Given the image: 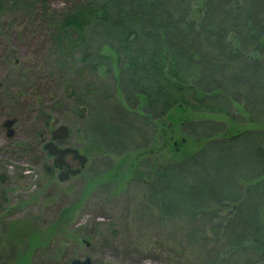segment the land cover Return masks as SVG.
<instances>
[{"label":"rangeland","instance_id":"374dc122","mask_svg":"<svg viewBox=\"0 0 264 264\" xmlns=\"http://www.w3.org/2000/svg\"><path fill=\"white\" fill-rule=\"evenodd\" d=\"M76 1L0 0V264H264V0H98L62 68L49 18ZM160 55L203 103L132 72ZM61 124L87 158L64 180Z\"/></svg>","mask_w":264,"mask_h":264},{"label":"trees","instance_id":"16d2710c","mask_svg":"<svg viewBox=\"0 0 264 264\" xmlns=\"http://www.w3.org/2000/svg\"><path fill=\"white\" fill-rule=\"evenodd\" d=\"M102 7V5H99L98 0H77L71 8L61 9L57 12V15L50 16L49 19L52 20L55 28L52 45L54 51H57L62 58V60L59 61L62 68H64V66L66 67L67 64H71L73 60L71 58L73 57V49L80 44L84 37L85 30L100 17ZM204 29V32L211 34L213 28L211 26H204ZM129 35L130 34H127L125 36V41L129 40ZM256 47L258 49L261 48L260 44H256ZM140 53L142 55V51ZM234 56L235 55L232 54L231 58ZM165 58L166 57L163 55L160 60L158 59V62H145L144 64H142V62L140 64V62L137 61L134 63L129 62V64L132 66V72L135 74H137L139 70H148L149 66L153 67L155 75L157 76L156 80L154 79L153 82L158 86L159 94L163 96L162 90H164V88L167 90V94L164 93L165 102L163 104L166 109L169 107H175L177 109L183 108V106L193 107L203 103L205 99L203 96L205 94H202L200 97L197 90L192 87H186V82L181 78L177 65L174 64V62L169 64L167 62L165 63ZM243 59L252 62V66L255 65L254 62L256 59L254 56L245 54ZM160 61L162 63H160ZM138 79H140V77ZM158 79H163V82ZM190 83L192 84V82ZM186 89L192 91L187 97L184 96V90ZM159 102V99H156L152 103L155 105Z\"/></svg>","mask_w":264,"mask_h":264},{"label":"water","instance_id":"95a60500","mask_svg":"<svg viewBox=\"0 0 264 264\" xmlns=\"http://www.w3.org/2000/svg\"><path fill=\"white\" fill-rule=\"evenodd\" d=\"M13 123L12 119H8L5 121V126H10ZM13 130L9 128L7 130V134H12ZM69 130L68 127L65 124H61L54 128L50 133V140L46 141L43 145V148L48 152L49 155L55 156L54 163L59 166L66 165L65 156L68 154H72L79 160L80 167L77 168H71L67 166L65 170H61L58 173V178L60 180L67 179L70 174L74 175L80 172L81 167L84 166L87 158L85 155L81 154L77 148L70 147V146H64L60 147L56 141L59 139H64L68 136ZM69 264H98L91 260L90 257L86 256L83 259L80 258H73Z\"/></svg>","mask_w":264,"mask_h":264},{"label":"flooded vegetation","instance_id":"af4514ba","mask_svg":"<svg viewBox=\"0 0 264 264\" xmlns=\"http://www.w3.org/2000/svg\"><path fill=\"white\" fill-rule=\"evenodd\" d=\"M12 124H13V123H12ZM12 124H11V125H12ZM11 125L8 127V126H5V123H4V126L7 128V130L11 127ZM59 141H61V140H59ZM58 144H59L60 146H62V144H60V143H58ZM69 155H70V154H69ZM67 156H68V155H67ZM67 156H66V157H67ZM71 156H73V155H71ZM66 157H65V160H66L67 166L71 167ZM73 157L76 158L75 156H73ZM52 158H53V157H52ZM53 159H54V158H53ZM76 159H77V158H76ZM54 165H55V167L57 168L58 173H59L61 170H65V169L67 168L66 165L59 166V165H56L55 163H54Z\"/></svg>","mask_w":264,"mask_h":264}]
</instances>
